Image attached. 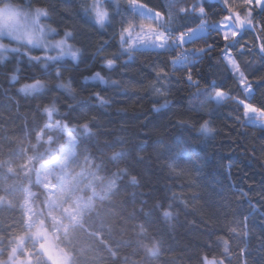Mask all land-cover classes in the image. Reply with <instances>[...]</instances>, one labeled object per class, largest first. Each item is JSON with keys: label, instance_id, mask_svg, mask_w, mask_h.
Instances as JSON below:
<instances>
[{"label": "snow or ice", "instance_id": "snow-or-ice-1", "mask_svg": "<svg viewBox=\"0 0 264 264\" xmlns=\"http://www.w3.org/2000/svg\"><path fill=\"white\" fill-rule=\"evenodd\" d=\"M235 4L236 0H219L217 4L209 3V0H191V2L166 0L164 4L153 6L144 0H82L78 6L80 11L86 13L102 31L88 28L74 36L71 30H65L58 39L53 37V29L40 23V18L48 13L47 9L38 7L28 14L11 5L0 7V32L16 40L27 41L36 48L34 54L26 58L15 49H0V72L6 76L9 88H15L17 83H21L19 91L24 93V97H33L37 101L44 100L50 91L58 90L66 94L71 101L66 104L64 111L58 107L56 99H51L47 103H36V112L42 111L45 115L43 126L35 128L33 126L36 116L21 112L20 100L16 96L7 97L14 103V110L11 105L4 106L12 115L20 117L28 135L37 142L42 140L44 143L50 142L49 137L44 135L45 131L62 133L68 137V143L62 149L61 156L54 161L56 167L61 170L60 173H53V170L47 166L43 169L45 176L55 174L58 177L56 183L48 185V196L51 204L60 207L66 216L67 224L62 231L67 233L69 227L82 226V210L90 205V201H85L73 193L74 178L67 174V163L75 150L71 125L81 126L82 133H87L89 128L108 130V124L103 115L99 114V110L107 113L113 98L96 90L98 85L103 86L104 89H111L114 93L147 92L153 98L149 111L154 116L159 114L167 117L169 113L175 115L173 109L178 107L173 103V87L186 84L189 88H195L188 110L200 114L202 120H212L215 111L225 104H231L235 113L234 119L239 124L243 123L246 128L251 127L253 131L264 129V75L257 76L253 80L250 78L248 68L242 66V63L252 67L256 63L264 64V39H261L264 37V0H240L242 6L240 10ZM61 7L68 14L73 11L68 0H65ZM74 23L70 21V25ZM101 33L107 34L110 38L100 39ZM249 34L254 37L251 44L245 40ZM216 38L223 42L221 55L216 60V64L221 73L231 74L237 87L236 93L232 92L229 85L221 83L215 74L211 78H201L196 72L198 64L211 57L216 50ZM73 39L76 42H71ZM113 42L115 51H111ZM93 47L95 48L93 59L102 56L103 63L100 71H94L92 75L83 77L80 87L89 92L85 101L77 96L73 79L66 78L65 73L78 69L84 62L85 53ZM234 52L237 55H233ZM245 53H258L259 61H242L240 57ZM144 56L157 58L147 65L152 76L133 81L126 73H138L136 64ZM21 59H24L23 63L27 65L24 72L31 73L24 76L23 80ZM34 68H38L39 71H34ZM117 72L120 73L121 79H112V75ZM53 77L57 83L55 89H49L48 85ZM94 82H98V85ZM257 84L260 85L259 88L256 87ZM5 91L7 92L8 89ZM196 101L198 103H195ZM126 110L116 108L117 112ZM4 118L11 119V116ZM126 123L127 121H124L121 127ZM176 123L185 126L190 125L191 120L177 118ZM159 131L160 127L153 124L150 132L158 134ZM202 131L206 133V124ZM145 135L148 138L140 141L141 143L148 142L150 136ZM5 140L14 148L24 152L22 139L15 134L11 137L5 136ZM188 158L189 153L180 148L176 159L169 161L168 168L172 177L186 178L191 185L198 188L192 178L196 169H189L181 163ZM261 158H264V151L261 152ZM5 159L7 164L0 165V172L4 173L5 180L18 177L19 167H24L27 172L28 160L17 164L11 156ZM232 166L231 162L227 165L229 172ZM69 194L72 195L70 203ZM11 196L12 190L7 184L0 187V207H11ZM27 196L30 197L31 193H27ZM245 198L249 201L253 199L248 193L241 192L238 199ZM171 200H177L186 213L194 210V215H199L205 223L215 225L222 222L229 233L239 238H248L252 234L250 223L254 213L264 215V193L259 196V206L250 203L247 213L240 214L238 219L232 220H228L227 211H224L220 217L207 215L195 190L190 199L185 198L183 193L178 194L173 191ZM222 200L224 209H231L227 194ZM24 203H29L27 197ZM170 208V203L161 205L165 218L169 215L165 209ZM26 220L28 221L26 234L32 235L39 241L38 247L35 252L22 249L21 255L18 254L17 246H10L6 254L0 255V264H25V262L32 264L34 258H42L45 264H54V257L49 255V249H57L52 235L38 222L32 221L28 213ZM165 222L171 227L167 219ZM14 239L19 241L21 237L17 235ZM217 239L223 244V258L213 256L209 259L207 255H202L201 264H225V259L231 264L233 253L229 249V240L222 235ZM260 239L261 248H264V236ZM249 251L247 239H242L239 251L241 264H248L246 253ZM66 259L71 264V257L66 255Z\"/></svg>", "mask_w": 264, "mask_h": 264}, {"label": "trees", "instance_id": "trees-1", "mask_svg": "<svg viewBox=\"0 0 264 264\" xmlns=\"http://www.w3.org/2000/svg\"><path fill=\"white\" fill-rule=\"evenodd\" d=\"M144 2L155 6L164 4L166 0H144ZM218 2L219 0H209L212 4ZM235 6L238 10L241 9L240 0H236ZM213 18H215V13H213ZM99 38L109 39L110 37L101 33ZM253 39L251 34L245 37L248 44H251ZM215 44L216 50L212 56L198 64L196 72L201 78H211L215 74L221 83L229 85L232 92L236 93L237 87L231 74L221 73L216 64V60L221 55L223 42L216 38ZM111 51H115L114 42ZM94 52L93 47L85 53L84 62L79 65L78 69L65 73L66 78L73 79V87L77 96L85 101L89 92L80 87L83 77L92 75L94 71H100L103 63L102 56H96L93 59ZM233 55L237 53L234 52ZM240 59L259 61V55L258 53H245ZM242 66L248 68L250 78L253 80L257 76L264 75V64L256 63L252 67L242 63ZM26 67L25 63H21L22 80L24 76L31 74L24 72ZM136 67L139 69L138 73H126L133 81L151 77L146 74V70ZM112 79L120 80V73H114ZM56 83L53 77L49 89H55ZM94 83L98 85V82ZM256 87L259 88L260 85L257 84ZM5 89L8 91L6 92ZM96 90L102 91L105 95H111L113 98V103L109 105L107 113L99 110V114L103 115L108 124L109 131L120 129L122 123L127 121L124 127L137 133V144H141L140 141L148 138L145 134L150 137L156 135L150 132L152 127L150 122L156 118L149 111L153 98L147 92L114 93L111 89H104L99 85ZM173 92V103L178 105L173 111L177 114L185 113L189 108V101L193 100L192 94L195 88H189L183 84L179 87L174 86ZM9 96H16L20 100L21 112L35 115L38 120L40 114L36 112V103H47L51 99H56L58 107L64 111L66 104L71 101L66 94L58 90L50 91L42 101H37L33 97H23L15 91V88H9L5 79H0V158L11 156L17 163H23L25 153L5 140V136L11 137L13 134L23 139L26 133L20 117L12 115L8 108L4 107L11 105L13 110L15 108L14 103L7 99ZM118 107L127 110L117 112ZM188 115L195 118L200 114L189 112ZM234 115L231 104H225L215 111L213 119L222 130L218 138L208 142L207 145H203L199 140H193L190 145L189 158L181 161L183 166L196 169L192 178L196 181L198 188L191 185L186 178L163 174L155 163L144 164L137 166L142 177V187L122 182L124 192L117 198L113 207L103 209L92 216L85 214L82 216V226L69 227L67 233L62 230L53 233L49 230L57 246L71 257V264H137L144 255L145 245L151 244L154 240L161 246L162 255L159 257L161 264H177V262L179 264H201L202 255H207L209 259L213 256L223 258V244L217 239L221 235L229 240V249L233 253L231 264H241L239 251L242 239H247L250 247V251L246 253L248 264H264V248H261L260 239L264 236V215L260 213H254L251 220L252 234L248 238H239L229 233L222 222L215 225L205 223L199 215H194V210L186 213L181 207V213L172 221L171 227L159 217V213L153 214L151 211L154 201L161 198V193H166L163 201L168 203L173 191L178 194L183 193L185 198L190 199L194 190L198 192L200 204L209 216L220 217L224 211H227L228 220L238 219L240 214L249 211L250 203L259 206V196L264 193V158H261L264 145H260L257 141L259 130L256 131V136L246 137L239 122L234 119ZM9 116L11 119L4 118ZM175 118V116L172 117L173 120ZM29 123L31 126V121ZM155 125H158L161 130L167 127L164 121H159ZM247 129L252 130L251 127ZM172 131L180 134L176 129ZM148 144H151L149 139ZM230 162L233 166L229 172L227 165ZM32 180L33 183L29 187L28 178L23 175V172L12 180H5L4 173L0 172V187L7 184L12 190L10 197L12 206L0 207V255L6 254L9 247L13 246L15 236L27 235L24 203L26 197L31 201L33 209L40 211L44 209L43 203H37L42 200L43 190L35 184L34 176ZM25 189L28 191L25 192ZM30 192L39 194L35 197H28L27 193ZM241 192L248 193V196L253 199L251 201L247 198L238 199ZM225 194L231 202V209H224L222 197ZM144 212L150 215L145 216ZM189 221H194V223H189ZM141 222L148 228V234L144 236L137 235L136 225ZM37 247L38 244L31 241H28L26 245V249L32 252H35ZM113 252L116 253L115 260L112 257ZM32 264H45V261L42 258H34ZM225 264H228L227 259H225Z\"/></svg>", "mask_w": 264, "mask_h": 264}, {"label": "clouds", "instance_id": "clouds-1", "mask_svg": "<svg viewBox=\"0 0 264 264\" xmlns=\"http://www.w3.org/2000/svg\"><path fill=\"white\" fill-rule=\"evenodd\" d=\"M68 2L73 8L70 14L61 7L65 0H0V7L11 5L28 14H31L38 7L47 9L48 13L40 18V23L53 29L52 35L57 39L63 35L65 30H71L74 36L88 28L102 31L86 13L80 11L78 6L82 0H68ZM70 21L75 23L70 25ZM71 42H76V40L73 39ZM2 48L15 49L22 53L25 58L31 57L36 50L35 46L27 41H19L4 32H0V49ZM23 62L24 59H21V63ZM33 70L39 71L38 68ZM0 79L6 80V76L2 72H0ZM20 88L21 83H17L15 91L24 97V93L19 91ZM189 112L191 111L187 109L185 113L181 114L169 113L166 119L164 116L156 114L154 116L156 119L151 121L150 125L164 121L167 127L163 130L160 129L158 134L149 137L150 145L148 142L137 144V133L126 127H121L115 131L89 128L87 133H82L81 126L71 125L72 135L75 139V150L67 163V174L74 178L72 191L75 196L90 201L89 207L82 210V216L85 214L92 216L103 209L113 207L117 198L124 192L122 182L135 187H142V177L137 166L155 163L163 174L171 176L168 163L176 159L178 148H183L190 156V145L193 140H199L203 145H207L208 142L218 138L222 130L216 125L214 119L202 120L200 115L194 118L188 115ZM39 114V120L35 117L34 128L42 127L44 124L43 117L45 114L42 111ZM173 116L176 117L175 120L172 119ZM177 118L191 120V124L185 126L177 124ZM205 124L207 125L206 133L202 131ZM240 126L246 137L256 136V131L248 130L243 123ZM172 129L178 130L180 134L173 132ZM259 133L257 141L260 145H264V129L259 130ZM44 135L49 137L50 142L44 143L43 140L37 142L28 135L26 130L22 143L24 144L25 160L29 161V166L27 172H25L24 167H19L18 171L19 173L23 172V175L28 178L29 187L33 183L32 177L34 176L35 184L43 190L42 200L37 203H43L44 209L40 211V215L36 217L34 222H38L48 232L51 230L54 233L64 228L67 219L60 207L51 204L48 196V185L56 183L58 177L55 174L45 176L43 169L47 166L53 170V173H60L61 170L56 167L54 161L61 156L62 149L68 143V137L62 133L47 131ZM29 149L32 151H28ZM6 164L7 160L0 158V165ZM26 190L28 191V189ZM30 193V197L39 194ZM165 195L166 193H161V198L154 201L151 211L153 214L159 213V217L164 222L167 219L168 223H172L174 219L179 217L181 206L177 200H170L168 203L171 204V208L165 209L169 213L165 218L161 211ZM71 199L72 195L69 194V203ZM143 214L147 216L149 213L144 212ZM136 228L138 229L137 235L148 234V228L143 222L138 223ZM161 255V246L154 240L151 244L145 245L144 255L137 264H161L159 259ZM112 257L115 260L116 253L113 252Z\"/></svg>", "mask_w": 264, "mask_h": 264}, {"label": "rangeland", "instance_id": "rangeland-1", "mask_svg": "<svg viewBox=\"0 0 264 264\" xmlns=\"http://www.w3.org/2000/svg\"><path fill=\"white\" fill-rule=\"evenodd\" d=\"M155 59H157V58L154 56L153 57H149V56L141 57L140 61L137 62L136 66L143 68L144 70H146L147 75L152 76V73H151V71L147 65L151 64L152 61ZM25 209H26V213L31 215L32 221H34L36 219V217L38 215H40V210L33 209L32 203L30 200H29L28 204H25ZM29 210H30V212H29ZM49 233L51 234L50 231H49ZM52 237H53V235H52ZM53 239H54V237H53ZM28 241H31L32 243L39 245V241H37L32 235L27 234V235L21 237V239L19 241H17V240L14 241L13 246L18 247V254L22 255L21 250L26 249V245H27ZM55 244H56V242H55ZM56 246H57V244H56ZM49 255L54 257V264H69L68 260L66 259L67 254L63 250H61L58 246H57L56 250L49 249ZM25 264H27V262H25Z\"/></svg>", "mask_w": 264, "mask_h": 264}]
</instances>
